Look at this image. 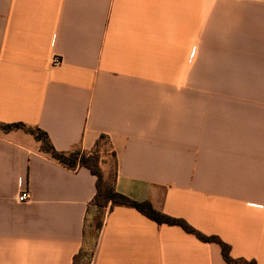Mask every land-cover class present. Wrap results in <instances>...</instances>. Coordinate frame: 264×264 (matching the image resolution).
Segmentation results:
<instances>
[{"label":"crops","instance_id":"crops-1","mask_svg":"<svg viewBox=\"0 0 264 264\" xmlns=\"http://www.w3.org/2000/svg\"><path fill=\"white\" fill-rule=\"evenodd\" d=\"M0 123L67 153L105 135L119 193L264 264V0H0ZM39 147L0 130V264H74L84 245L97 177ZM92 264L227 263L109 206Z\"/></svg>","mask_w":264,"mask_h":264},{"label":"trees","instance_id":"trees-1","mask_svg":"<svg viewBox=\"0 0 264 264\" xmlns=\"http://www.w3.org/2000/svg\"><path fill=\"white\" fill-rule=\"evenodd\" d=\"M0 130L5 133L22 130L32 135L40 144V152L49 155L70 170L85 167L97 177V191L87 211L86 225L84 228V245L81 251L75 256L74 264H92L98 244L99 233L103 227L105 211L109 206L111 209L116 206L136 208L159 224L178 226L204 243H217L221 247L222 256L227 264H257L256 260L235 258L232 255L231 245L223 241L220 237L204 234L185 219L176 218L158 211L151 201L138 202L119 193L116 189L118 167L115 153H111L114 160V168L106 171L103 167L106 164L103 152V148L105 147L103 141L107 140L105 135L101 136L94 150L90 152L77 150L67 153L57 150L48 133L40 128L30 127L24 123H0Z\"/></svg>","mask_w":264,"mask_h":264},{"label":"built area","instance_id":"built-area-1","mask_svg":"<svg viewBox=\"0 0 264 264\" xmlns=\"http://www.w3.org/2000/svg\"><path fill=\"white\" fill-rule=\"evenodd\" d=\"M62 64V59L59 57H55L53 60V66H60ZM31 199L29 191H22L18 196V201L20 203H25Z\"/></svg>","mask_w":264,"mask_h":264},{"label":"rangeland","instance_id":"rangeland-1","mask_svg":"<svg viewBox=\"0 0 264 264\" xmlns=\"http://www.w3.org/2000/svg\"><path fill=\"white\" fill-rule=\"evenodd\" d=\"M103 151L106 160V164L104 165L105 170L106 171L112 170L114 168V160L113 157L111 156L110 150L107 148V146H105Z\"/></svg>","mask_w":264,"mask_h":264}]
</instances>
